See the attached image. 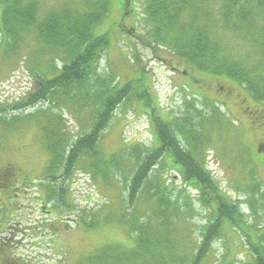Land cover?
Returning a JSON list of instances; mask_svg holds the SVG:
<instances>
[{
    "label": "rangeland",
    "instance_id": "1",
    "mask_svg": "<svg viewBox=\"0 0 264 264\" xmlns=\"http://www.w3.org/2000/svg\"><path fill=\"white\" fill-rule=\"evenodd\" d=\"M25 1L35 2L40 19L49 12L81 10L84 5V0ZM126 4L127 0H111L108 16L94 31L96 36H107L109 45L94 65L89 84L83 83L70 100L63 101L60 97L30 108L25 113H31V117L14 128L3 131L5 126L0 123V182L17 181L10 189L14 196L8 199V205L4 190L0 189V233L1 237L13 238L11 254L19 264H96L108 254L134 247L136 234L132 236L131 228L147 220L154 231L164 236L170 229V248L174 247L178 255L174 251L175 256H169L184 259L181 264H189L204 226L215 216L216 206H205L191 185L194 180L186 183L174 172L182 169L169 152L148 175L136 201L132 205L128 202L129 184L139 165L137 155L144 156L160 147L153 113L176 129L185 115L186 102L195 104L206 116L212 113L210 107L221 112L219 123L200 127L204 140L198 148V162L218 183L221 192L238 203L248 225L263 228L264 234V218L256 219L248 204L255 196L261 199L264 195V148L260 146L264 145V102L251 96L253 102L237 105L236 115L230 113L223 105L227 96L208 88L215 85L233 88L242 98L246 90L226 75L214 73L197 75L196 79L215 106L195 102L197 98L185 95L171 83L182 79L173 76L162 61L171 55L174 61H180L175 66L181 70L194 66L176 57L167 46L157 48L147 44L143 15L146 0H134L139 17L125 15ZM191 4L200 26L206 29L202 30L225 60L240 62L246 69L256 66L258 72L264 73V19H252L249 24L253 27L243 34L235 28L240 23L237 10L230 19L233 25L223 20L222 0H192ZM182 20L187 21V16ZM134 26L135 34L142 38L136 40L137 44L125 36V30ZM30 33L37 35L35 31ZM41 48L38 35H30L10 60L0 55V107L8 109L0 119L6 126L14 123L16 115H24L21 111L12 112L11 107L35 89L36 82L43 78L40 73L51 66V58L42 54ZM136 57L140 58L139 64ZM126 84H132V93L117 107L109 127L101 133L96 156L82 154L72 173L65 176L64 160L75 141L93 130L105 92L114 87L119 90ZM246 92L250 97L249 91ZM54 131L59 135L55 138L58 145L60 140L66 142L63 148L58 147L63 162L53 174L50 171L53 155L47 137ZM178 136L182 146L190 148L185 136L180 133ZM163 184L167 198L179 212L174 220L166 218V229L158 216L161 210L157 208V200L151 197L153 189ZM259 205L263 207L258 210L263 217L264 201ZM44 206L51 210V215L41 212ZM252 243L259 250L264 249L260 237L255 235ZM152 251L161 254V243L154 242ZM253 256L246 239L233 225L224 222L223 237L213 243L204 264H251ZM172 260L168 262L178 264Z\"/></svg>",
    "mask_w": 264,
    "mask_h": 264
},
{
    "label": "trees",
    "instance_id": "2",
    "mask_svg": "<svg viewBox=\"0 0 264 264\" xmlns=\"http://www.w3.org/2000/svg\"><path fill=\"white\" fill-rule=\"evenodd\" d=\"M222 1L224 3L223 20L226 23L232 24L230 22L232 13L237 10V21L240 23L235 28H239L240 33L246 34L247 30L253 27L249 24L252 19H264V0ZM191 2L192 0H146L143 15L147 25L145 34L147 35V44L157 48L169 47L174 51L173 54L176 57L192 64L194 68L202 72L226 75L244 85L243 87L249 91L250 97L252 96L255 101L264 102V73L258 72L256 66L246 69L240 62L225 60L220 55L217 46L210 40L208 33L205 32L206 29L200 26L198 15L192 11ZM0 6L2 7L0 13V55L5 57L4 59L10 60L11 56L19 52L20 45L27 36L38 35L42 54H47L51 58V66L46 72L40 73L43 78L41 81L38 80L39 84L35 86V89L11 107L12 112L21 111L24 112V115H16V120L10 126H6L0 119L1 125L5 126L3 131H7L18 126L21 122H26L31 117V113L25 112L30 108L42 102L60 100V97L63 101L70 100L72 94L80 90L83 83L89 84V77L92 75L94 65L100 60L109 45L107 36H96L94 31L108 16L111 0H84L81 10L70 8L60 13L49 12L42 19L38 18V8L35 2L0 0ZM137 15L139 17L138 13ZM184 15L187 16V21L182 20ZM31 31L37 32V35L30 33ZM136 62L139 64L140 58L136 57ZM132 89V84H126L119 90L114 87L105 92L101 110L97 111L93 130L75 141L72 150L64 160L65 176L72 173L82 154L96 156L101 133L109 127L115 110L130 97ZM210 108L212 109V107ZM7 111V108L0 107V116L6 115ZM153 119L160 147L152 149L144 156L137 155L139 165L129 184V204L132 205L136 201L148 175L169 152L175 163L182 169L180 172L175 170L174 172L180 174L186 183L189 180H194L191 185L198 192L205 206H216L214 208L215 216L204 226L201 240L193 251L189 264L205 263L212 252L213 243L223 237L224 222L233 225L240 236L246 239L247 245L255 254L251 264H264V249L259 250L252 243L255 235L256 238L260 237L264 240V234L261 233L263 228L254 224L248 225L245 213L239 210L238 203L221 192L218 183L202 168L197 159L198 148L204 140L200 127L205 125L213 127L219 123L216 112L212 110V113L206 116L195 104L186 102L185 115L176 125V129L172 127V123L162 120L154 113ZM178 133L185 136L190 148L182 146ZM57 135L54 131L47 137L48 146L53 155L50 165V171L53 174L63 162L60 157L62 150H58V147L62 145L63 148L66 142L60 140V145H58L55 140ZM50 138H52L51 141ZM23 185L30 186L27 183ZM153 190L151 197L157 200V208L161 210L158 216L162 227L165 228L166 218L169 221L179 216L178 208L167 198V189L164 184ZM260 201H264V195L261 199L255 196L252 201L248 202L250 208L253 209L252 215L256 216V219L264 218L259 215L258 211L263 208L262 205H259ZM157 208L155 212H158ZM190 212L192 213V210ZM150 222V220L139 221L135 229L131 228L132 236L136 234L134 247L108 254L104 260L94 263L168 264V259H173L172 263H183L184 259L173 258L175 248L173 246L170 248V229H167L168 234L166 233L164 236L154 231ZM154 242L161 243L163 247L161 254L152 251ZM175 253L178 255L176 251ZM171 254L173 255L169 256ZM167 256H169L168 259Z\"/></svg>",
    "mask_w": 264,
    "mask_h": 264
},
{
    "label": "flooded vegetation",
    "instance_id": "3",
    "mask_svg": "<svg viewBox=\"0 0 264 264\" xmlns=\"http://www.w3.org/2000/svg\"><path fill=\"white\" fill-rule=\"evenodd\" d=\"M125 9H126L125 15H128L130 17L135 15L137 17V12L134 9V0H127V4H126ZM135 31H136L135 26L130 27L129 29L125 30V36H128L129 38H131L132 42L134 44H137L136 40L141 41L142 38L140 36L136 35ZM162 63H165L166 67H169L168 70L171 71V74L173 76H176V77L182 79V81H177V80L174 81L173 80L171 82L172 85H176V87L179 88L181 91H183L185 93V95L191 96V97L193 96V97L197 98V100L195 102L204 101L208 106H215L214 104H212V101L206 95V89L202 85H200V80L196 79L197 75L213 76L212 74L202 72L199 69L194 68V67H190L189 69L181 70L175 66V64L176 63L179 64L180 61H179V63L174 61V59H172L171 55H169L168 58L163 59ZM230 80H232V79L230 78ZM232 81L235 82L234 80H232ZM208 89L210 91H213V92L220 94V95L225 94L227 96V99L224 101L223 105H225L226 109L230 113L235 114V115H236V113L234 112V109L237 107V105L247 104L249 100L251 102L254 101L252 99V97L251 98L248 97V93L246 92L247 91L246 89H245L246 91L244 92L245 98H242V96L240 94H238L237 90H236V94H235L233 88H226L224 86L215 85L214 87L208 88ZM212 109H213V111L216 112V115L220 118L221 112L219 110L217 111L216 109L214 110V108H212ZM249 109H250L249 107H246V110H249ZM153 121H154V119H153ZM260 146H261V148H264L263 144H260ZM2 174H3L2 177L3 176L5 177V173H2ZM16 182H17L16 180L14 182L8 180L7 183H3V184L0 182V189L4 190V193L6 195L5 196V199H7L6 205H8V199L12 198L14 196L13 190H10V189L16 184ZM16 196H18V195H16ZM6 205H5V207H6ZM15 205L16 204L14 203V207H15ZM41 212H43V213L47 212L46 214H48V215L52 214L51 210H47L45 206L41 207ZM2 234L3 233H0V264H19V262H17V260L11 254V252H12L11 249L14 245V243L12 242L13 238L12 237L11 238L1 237ZM23 264H26V263H23Z\"/></svg>",
    "mask_w": 264,
    "mask_h": 264
},
{
    "label": "water",
    "instance_id": "4",
    "mask_svg": "<svg viewBox=\"0 0 264 264\" xmlns=\"http://www.w3.org/2000/svg\"><path fill=\"white\" fill-rule=\"evenodd\" d=\"M39 84V82H36V85H38Z\"/></svg>",
    "mask_w": 264,
    "mask_h": 264
}]
</instances>
